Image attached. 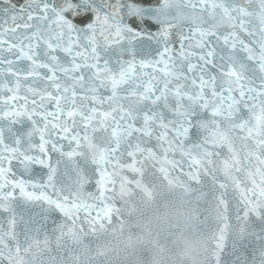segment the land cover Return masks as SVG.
<instances>
[{"label": "snow or ice", "instance_id": "obj_1", "mask_svg": "<svg viewBox=\"0 0 264 264\" xmlns=\"http://www.w3.org/2000/svg\"><path fill=\"white\" fill-rule=\"evenodd\" d=\"M167 7L0 0V264H75L118 199L179 175L206 176L222 213L205 264H264V184L239 178L260 168L219 128L264 97V55L257 76L235 32ZM253 154L264 166V138Z\"/></svg>", "mask_w": 264, "mask_h": 264}, {"label": "clouds", "instance_id": "obj_2", "mask_svg": "<svg viewBox=\"0 0 264 264\" xmlns=\"http://www.w3.org/2000/svg\"><path fill=\"white\" fill-rule=\"evenodd\" d=\"M137 215L146 235L159 234L168 231L172 226L186 223L185 216L191 214V209L182 199L180 193L165 194L156 202L143 203L137 206ZM128 237L122 234L118 237L117 252L125 251ZM178 247L190 264H199L198 256L201 246L195 235L185 236L178 241ZM151 264H183V261L166 250H154Z\"/></svg>", "mask_w": 264, "mask_h": 264}]
</instances>
